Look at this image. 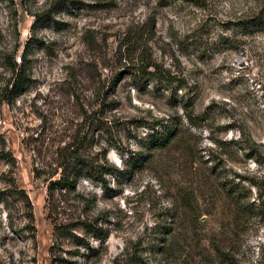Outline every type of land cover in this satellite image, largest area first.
Here are the masks:
<instances>
[{
  "label": "rangeland",
  "instance_id": "obj_1",
  "mask_svg": "<svg viewBox=\"0 0 264 264\" xmlns=\"http://www.w3.org/2000/svg\"><path fill=\"white\" fill-rule=\"evenodd\" d=\"M263 4L0 0L1 99V55L34 39L30 83L0 102V151L14 158L0 154V189H24L34 220L21 197L0 201V264H217L214 238L264 264V211L235 230L223 189L264 165V33L230 29ZM146 60L168 77L132 73ZM165 126L177 136L154 147ZM85 138V155L106 151L119 171L57 191L51 209L58 154ZM54 223L71 235L55 239Z\"/></svg>",
  "mask_w": 264,
  "mask_h": 264
},
{
  "label": "trees",
  "instance_id": "obj_2",
  "mask_svg": "<svg viewBox=\"0 0 264 264\" xmlns=\"http://www.w3.org/2000/svg\"><path fill=\"white\" fill-rule=\"evenodd\" d=\"M39 19H36L32 28L38 27ZM230 29L238 30L243 34H251L257 31L264 33V4L253 15L240 19L231 23ZM18 27V24H15ZM33 37H30L23 47L22 54L17 57L16 51L19 49L20 44L14 45V52H5L1 55L3 64L11 71L10 79L4 84L2 89L3 98L0 102L11 103L15 98L19 97L26 89L31 81V58L29 57L33 51ZM153 67L154 70L148 72V69ZM152 74L158 78L168 77L165 70L161 69L158 64L146 60L144 66L140 65L138 70H132V73ZM169 75V74H168ZM88 119V118H87ZM104 127V126H102ZM175 126H165L163 130H156L151 134V140L154 147H164L177 136L178 130ZM87 139H83L81 143L70 144L60 150L56 159V168L51 173L50 178L57 175L55 178L50 179L48 183V200L50 207H54V197L57 191L62 193H72L77 190L78 184L81 179H91L95 182L102 184L107 183L106 175L114 174L119 169L110 164L106 157V151L103 152L101 158L88 157L83 153V149L87 143ZM1 155L10 162L14 161L11 154L5 151V141L3 140ZM253 156V152L249 154ZM14 163V162H13ZM37 173V172H36ZM235 179L231 184L223 187L224 194L227 200L232 205L233 225L235 230L239 229L246 220L251 219L257 213L264 211V165L260 164V168L249 174L235 173ZM37 177L40 174H36ZM255 191V196L253 193ZM8 193V194H7ZM15 194L21 197L29 209V217L33 221V213L31 211L32 203L29 196L24 189L11 188L6 190L0 189V201H7L8 195ZM83 225L91 230L99 238H105L108 235L107 230L97 227L95 224L86 220L82 221ZM71 229L68 224L54 223V236L55 239L71 235ZM211 241L212 249L217 256V264H240L239 260L232 252L230 243L227 240L214 238ZM53 247V246H52ZM51 247V250L53 249Z\"/></svg>",
  "mask_w": 264,
  "mask_h": 264
}]
</instances>
